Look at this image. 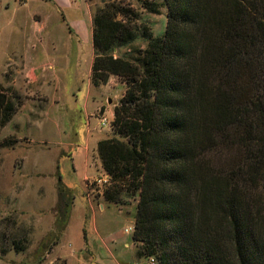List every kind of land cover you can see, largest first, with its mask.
Wrapping results in <instances>:
<instances>
[{
    "label": "trees",
    "instance_id": "trees-1",
    "mask_svg": "<svg viewBox=\"0 0 264 264\" xmlns=\"http://www.w3.org/2000/svg\"><path fill=\"white\" fill-rule=\"evenodd\" d=\"M162 6L157 37L117 2L93 16L91 82L125 84L96 146L102 196L136 198L132 239L156 264H264V0L142 1ZM20 105L0 86V132Z\"/></svg>",
    "mask_w": 264,
    "mask_h": 264
},
{
    "label": "rangeland",
    "instance_id": "rangeland-1",
    "mask_svg": "<svg viewBox=\"0 0 264 264\" xmlns=\"http://www.w3.org/2000/svg\"><path fill=\"white\" fill-rule=\"evenodd\" d=\"M91 1L93 16L104 3L117 2L133 9L138 23L148 24L155 37L165 32L164 6L154 14L142 7L144 0ZM35 12L52 15L56 8L50 0H0V86L11 87L21 101L0 132L1 140L18 138L0 152V264H156L138 254L133 231L125 232L134 227L136 198L115 203L102 196L106 187L92 192L87 186L103 171L91 148L115 136L111 125L99 124L96 107L111 117L124 86L91 90L89 96L90 87L95 89L90 83L92 45H78L62 21L39 34L50 37L54 31V48L71 49L68 61L57 69L45 61V85L25 82V73L15 65L36 48ZM47 36L43 46L51 51ZM146 43L139 38L136 46Z\"/></svg>",
    "mask_w": 264,
    "mask_h": 264
},
{
    "label": "crops",
    "instance_id": "crops-1",
    "mask_svg": "<svg viewBox=\"0 0 264 264\" xmlns=\"http://www.w3.org/2000/svg\"><path fill=\"white\" fill-rule=\"evenodd\" d=\"M52 4H54L56 8V13H53L51 15V12H45V14H41L39 12H35L33 14V17H36L35 24L37 25V29H34L33 31L35 34L43 33L46 27L51 25L54 27H58L59 24H61V21L65 23L69 30H70V37L73 39L75 37V40L78 45L82 47L85 42L92 45V52L94 57V48H93V5L91 0H50ZM61 15L58 17V15ZM56 17V20L53 21L52 17ZM27 34V33H26ZM46 34L42 35H36V48L34 51H26L25 58L23 57V60H21V64H16L15 66L19 68L20 72L25 73L24 74V80L25 82H41L42 85H45L48 80L49 76L43 71L45 65L47 64L45 61L49 63V66H51L53 69H57L59 66L62 67L64 59L66 58L67 61L69 59V55L71 53L70 48L66 49H59L54 48V41H57L58 36L54 34V31L50 33V37L47 36L51 42H52V50L49 51L47 47L43 46V42L46 38ZM41 43V44H40ZM22 55V56H23ZM34 58H31V57ZM47 59V60H46ZM29 61L32 63L31 66H29ZM93 61V60H92ZM42 70L40 71V69ZM60 68V67H59ZM92 86H94L91 82ZM121 83L124 86L125 84L118 79L116 76H111L109 81L106 84H102L100 86H94L95 89H89V96H91V90H94V92H97V90L105 91L106 88H109L113 85ZM124 92V90H123ZM122 92V94H123ZM122 94L119 97H122ZM118 100V102H119ZM109 103H111V100H109ZM118 104V103H117ZM115 104L111 109V119H113L114 116V107L117 105ZM104 108L102 106L96 107V115L98 117L99 111H102ZM101 139L97 140L96 144L91 148L93 151L96 152V146L97 143ZM87 149L90 148V146L87 144L85 145ZM97 154V152H96ZM86 159V158H85ZM85 161V160H84ZM86 166V162H85ZM88 166V164H87ZM99 166L101 168V163L99 161ZM102 207V205H101ZM84 232V231H83ZM53 261L50 262L52 264Z\"/></svg>",
    "mask_w": 264,
    "mask_h": 264
},
{
    "label": "built area",
    "instance_id": "built-area-1",
    "mask_svg": "<svg viewBox=\"0 0 264 264\" xmlns=\"http://www.w3.org/2000/svg\"><path fill=\"white\" fill-rule=\"evenodd\" d=\"M99 116V124L101 126H107V125H111L112 124V120L111 117H109L104 110L99 111L98 113ZM110 184V177L104 172L102 171V173H100V175L93 177L92 179H89L87 181V186L89 187V189L93 192L97 189H102L104 187H106L107 185ZM134 227L129 226L128 228H125V232H130L133 231ZM154 260L152 259V262Z\"/></svg>",
    "mask_w": 264,
    "mask_h": 264
}]
</instances>
